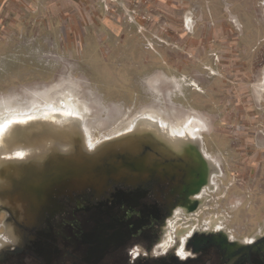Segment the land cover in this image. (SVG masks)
<instances>
[{"label":"rangeland","instance_id":"obj_1","mask_svg":"<svg viewBox=\"0 0 264 264\" xmlns=\"http://www.w3.org/2000/svg\"><path fill=\"white\" fill-rule=\"evenodd\" d=\"M123 1L132 17L122 0L112 11L100 0H0V116L51 107L48 97L74 109L79 120L75 139L65 133L67 118L13 125L19 142L12 155L26 158L29 167L21 182L15 176L0 189L6 199L0 241L9 238L0 246V264H23V257L24 264H35L41 252L50 256L55 248L46 249L40 226L56 212H65L62 222L101 249L106 240L146 246L158 225L166 248L169 231L178 228L201 231L215 222L232 235L238 226L262 224L264 91L257 95L256 87L264 83V0ZM194 111L207 121L199 134L204 158L219 172L201 192L195 213L176 209L157 222L162 213L150 193L124 186L151 183L162 193V201L156 196L160 205L171 195L179 204V188L198 184L193 164L131 149L130 137L113 145L111 136L144 116L171 128ZM7 149L0 137V156ZM28 154L38 157L26 163ZM9 205L18 207L19 218ZM131 223L142 234L134 229L133 235Z\"/></svg>","mask_w":264,"mask_h":264},{"label":"flooded vegetation","instance_id":"obj_2","mask_svg":"<svg viewBox=\"0 0 264 264\" xmlns=\"http://www.w3.org/2000/svg\"><path fill=\"white\" fill-rule=\"evenodd\" d=\"M143 185L124 187L150 193L148 195L149 199L155 204L157 210L162 213V219L157 217V222L162 221L163 223V218H169L173 208L182 205L181 201L179 204H175L176 201L174 199V202L167 199L168 204L160 205L162 193L159 194V189L154 188L151 183ZM260 189H263L261 185ZM110 198V196L107 197V199ZM175 198L177 200L180 199L179 197ZM171 202L174 204H170ZM179 210L182 212L181 209ZM51 218L52 220H50ZM63 218H66L65 212L61 214L56 212L54 216L50 217L47 215L43 220L40 226V234L44 233L46 235L43 240L44 246L48 249L51 245L55 249H52L51 252L53 253L50 256L41 252V255L36 256L35 264H264V217L260 226H255L251 230H245L246 227H242L244 229L241 230L240 226H238L232 235L215 222L212 224V229L201 231L187 230L183 235H179L175 231H169L171 244L166 248L163 247L161 242V231H159L160 226L158 225V227H154L151 235L154 238L153 242H148L146 246L141 245V243H129L126 245L122 240L113 243L106 240L103 249L100 246H96L91 239L87 240L83 232L75 231L77 227L74 228L73 224L63 223ZM53 220L56 221L54 231L48 227V224L50 222L53 223ZM126 220L127 217H124L120 221L123 224H127ZM244 220H250V217H247V219L244 217L241 221L243 222ZM127 226L133 232V235L135 232L141 231L136 228L134 223ZM164 226L162 225V229ZM70 227L74 228L73 231L69 230ZM134 229L135 232L133 231ZM66 231L70 233L67 236L65 235ZM48 234L55 236V239L51 238L52 236L47 237ZM140 234H142V231ZM183 240H185L184 244ZM249 240L252 243H247ZM88 248L94 251L89 252ZM15 250L13 249V251ZM22 260L24 264L25 257Z\"/></svg>","mask_w":264,"mask_h":264},{"label":"bare ground","instance_id":"obj_3","mask_svg":"<svg viewBox=\"0 0 264 264\" xmlns=\"http://www.w3.org/2000/svg\"><path fill=\"white\" fill-rule=\"evenodd\" d=\"M192 24V20L189 19V17H186V25L189 30L192 28ZM263 91L264 83L262 82L256 87V93L259 95ZM45 102L52 104L53 106L41 109L37 108L30 113H24L23 111L16 110L7 116H0V126L7 125V128L1 131L0 137L8 147L6 154L5 152H2L5 155L0 156V189L3 187H9L15 179V176H17V181L14 180V182H21V179L24 176V169L29 167V165H24V159L26 158L21 157V155H12L14 150L13 147L19 142V139H17L16 135H13V125L15 123L31 122V119L34 118H41L43 120L50 119L51 121L59 122L62 121V119L67 118L64 122V125H66L65 133L71 134L72 139H75L74 136L79 134V120H77V117L75 116L76 113L74 114V109L70 108L69 106L60 107V104H55V102L48 97L45 98ZM205 119V116L200 114V112L194 111L187 121L168 128L163 126L160 127L157 119H154V117L144 116L137 124H135L134 127L124 129L118 134L111 136V138H115V142H113L115 144L113 145H117L123 139L125 140L127 137H130V144L132 145L131 149H139L138 147H141L148 151L152 150L157 155V158H162L164 161H179L186 166L187 164H193L194 170L192 171L196 173V178L198 175V184L190 185L189 188L191 189H188L187 191H184V188L182 187L179 188L178 193L181 196L179 200L181 201L182 205L173 208L172 213L176 211V209H181L184 214L194 212L203 201L201 192L204 191L205 186H210V183H208L210 177L212 174L219 172V168L216 165H213L211 161H208L204 158L205 153L202 151V147L200 145V130H207V121L205 122ZM132 142L139 143V145H136ZM33 157L36 159L38 156L37 154H28L26 163H28ZM212 166L213 169H211ZM31 169H36V166L34 165V167H31ZM8 170H11L12 175L8 173ZM191 182L193 183V181ZM172 186L174 187V185ZM174 196L175 195L169 196L168 200L172 201ZM5 200L6 199L0 197V209L5 208ZM9 208L11 209V212L15 213H13V215H15L16 218L20 217L18 207H16V205H13L12 208L9 205ZM185 231L186 230L183 228H178L175 232H177L179 235H183ZM4 239L6 241L9 238L5 236ZM5 241H0V246L2 243H5Z\"/></svg>","mask_w":264,"mask_h":264},{"label":"built area","instance_id":"obj_4","mask_svg":"<svg viewBox=\"0 0 264 264\" xmlns=\"http://www.w3.org/2000/svg\"><path fill=\"white\" fill-rule=\"evenodd\" d=\"M100 1L102 2L103 7L106 11H112L114 3L120 4V0H100ZM121 7L127 16L132 17L134 11L133 8L128 3L122 0Z\"/></svg>","mask_w":264,"mask_h":264},{"label":"snow or ice","instance_id":"obj_5","mask_svg":"<svg viewBox=\"0 0 264 264\" xmlns=\"http://www.w3.org/2000/svg\"><path fill=\"white\" fill-rule=\"evenodd\" d=\"M5 128H7V125L0 126V131H3ZM247 243H252L251 240L247 241Z\"/></svg>","mask_w":264,"mask_h":264},{"label":"crops","instance_id":"obj_6","mask_svg":"<svg viewBox=\"0 0 264 264\" xmlns=\"http://www.w3.org/2000/svg\"><path fill=\"white\" fill-rule=\"evenodd\" d=\"M104 8V7H103ZM185 23H186V18H185ZM186 27H187V25H186Z\"/></svg>","mask_w":264,"mask_h":264}]
</instances>
